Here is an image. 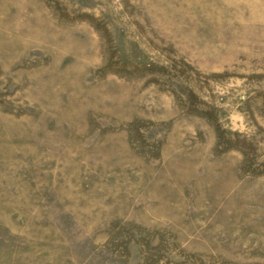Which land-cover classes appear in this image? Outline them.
I'll use <instances>...</instances> for the list:
<instances>
[{"label": "rangeland", "instance_id": "374dc122", "mask_svg": "<svg viewBox=\"0 0 264 264\" xmlns=\"http://www.w3.org/2000/svg\"><path fill=\"white\" fill-rule=\"evenodd\" d=\"M0 264H264V0H0Z\"/></svg>", "mask_w": 264, "mask_h": 264}]
</instances>
